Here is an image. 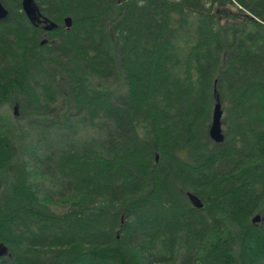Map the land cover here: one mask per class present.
Returning <instances> with one entry per match:
<instances>
[{
	"label": "trees",
	"instance_id": "obj_1",
	"mask_svg": "<svg viewBox=\"0 0 264 264\" xmlns=\"http://www.w3.org/2000/svg\"><path fill=\"white\" fill-rule=\"evenodd\" d=\"M33 1L0 0V264H264V0ZM56 94L100 142L26 163Z\"/></svg>",
	"mask_w": 264,
	"mask_h": 264
},
{
	"label": "rangeland",
	"instance_id": "obj_2",
	"mask_svg": "<svg viewBox=\"0 0 264 264\" xmlns=\"http://www.w3.org/2000/svg\"><path fill=\"white\" fill-rule=\"evenodd\" d=\"M96 81L97 80L94 79V82ZM34 92L38 95L40 100L43 95L41 93L42 91L34 87ZM47 102L48 103L45 104L46 108L37 107L34 108L35 110L31 109L30 111V108H25V112L20 114V119L17 121L18 125L20 124L22 126V129L25 128L23 131L27 134V136H25L26 147L31 150L26 158V163H32L33 157L42 154L41 151L36 150L37 147L41 148L42 146L43 148L44 144L53 145L56 142L62 144L63 137H66V135H68L69 138L73 137L77 141L87 140L96 143L100 142L98 134L102 133L99 129L104 128L106 120H98L100 121V126L91 127L87 124L88 115H84L85 113L82 115L75 114L74 106L65 102L58 94L53 96L52 99L48 98ZM3 111L6 114V110L4 109ZM16 114L19 115V112L16 111ZM89 121H91V118H89ZM92 121L90 124H92ZM135 159L137 161L141 160L139 156H136ZM101 160L98 163L101 164ZM51 210L63 212V209H60L59 205L52 207Z\"/></svg>",
	"mask_w": 264,
	"mask_h": 264
},
{
	"label": "water",
	"instance_id": "obj_3",
	"mask_svg": "<svg viewBox=\"0 0 264 264\" xmlns=\"http://www.w3.org/2000/svg\"><path fill=\"white\" fill-rule=\"evenodd\" d=\"M20 8L23 11L24 15L29 21H36L38 19V10L37 6L33 0H19ZM7 14L6 9L0 3V20L3 19ZM66 24H69L67 18L64 19ZM46 28H54L55 24L51 22L49 26H45ZM43 43V40L40 42ZM15 112V111H14ZM220 117H221V109L220 104L216 101L212 105L211 115L208 125V136L214 142H221L223 139V135L220 127ZM186 196L190 202V204L194 207H200V200L192 193L186 192ZM258 220V215L252 217L251 221L256 222ZM4 247L0 246V255L4 253Z\"/></svg>",
	"mask_w": 264,
	"mask_h": 264
}]
</instances>
